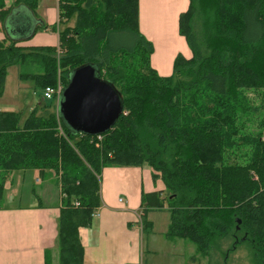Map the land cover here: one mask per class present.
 <instances>
[{
	"label": "trees",
	"instance_id": "obj_1",
	"mask_svg": "<svg viewBox=\"0 0 264 264\" xmlns=\"http://www.w3.org/2000/svg\"><path fill=\"white\" fill-rule=\"evenodd\" d=\"M41 1L0 0L3 23L15 9L36 21L23 39L0 40V96L13 65L21 81L45 90L66 87L75 68L94 63L122 92L124 112L113 129L89 135L60 119L58 101L25 119L0 110V208L14 172L58 174L57 264H88L80 229L102 205L103 169L147 164L166 190L142 195L145 236L148 214L165 210L170 241L189 240L207 257L219 238L235 236L233 249L248 240L264 264V0H190L179 27L193 56L178 54L169 76L152 67L139 0H59L56 25L37 18ZM48 29L58 32L57 46L20 44Z\"/></svg>",
	"mask_w": 264,
	"mask_h": 264
},
{
	"label": "crops",
	"instance_id": "obj_2",
	"mask_svg": "<svg viewBox=\"0 0 264 264\" xmlns=\"http://www.w3.org/2000/svg\"><path fill=\"white\" fill-rule=\"evenodd\" d=\"M189 6L190 0H139V29L154 45L151 64L161 76L173 73L178 54L186 58L193 56L179 27L180 15ZM15 11L32 14L15 9L5 23L0 20V40L6 39L8 34L15 39L25 36L11 32L7 27ZM36 14L43 22L56 25L59 20V0H42ZM20 44L57 46L59 34L49 29L40 30L30 39L21 40ZM102 173L99 215L94 217L91 226L80 229L86 262L166 264L167 255H163L165 259H148L146 253L152 252L148 249L152 237L155 238L156 249L161 246L166 247L161 248V251L167 249L162 237H166L170 217L169 222H163L157 214L169 213L154 210L148 214L153 227L147 236V244L139 222L143 193L166 190L163 179L154 177L152 167L147 164L108 166ZM14 176H17L16 180ZM5 189L3 207L0 208V264H47V261L48 264H57L58 219L63 201L59 175L34 169L16 171ZM159 224H162L161 231H158Z\"/></svg>",
	"mask_w": 264,
	"mask_h": 264
},
{
	"label": "rangeland",
	"instance_id": "obj_3",
	"mask_svg": "<svg viewBox=\"0 0 264 264\" xmlns=\"http://www.w3.org/2000/svg\"><path fill=\"white\" fill-rule=\"evenodd\" d=\"M13 1L14 0H6L8 6L11 5ZM21 12L22 15H20L19 19L17 20L18 22L15 24H9L7 26L11 32L24 34V30L28 29V21L26 19L28 15L24 11ZM73 23L74 21L70 22L71 25H73ZM19 72L20 67L18 65L9 67L5 92L2 96H0V108L4 110L21 111L23 119H25L33 110V108H35L40 103V105H49L51 108L57 107L58 99L56 97L54 100L46 99L45 90H37L34 86V82L32 81H21L19 79ZM59 84L63 86V83H59L58 81L57 86ZM251 96L254 97V94H251ZM253 127L254 126L252 125L251 128ZM102 174L100 178L101 184ZM16 177L14 176V180L17 179ZM12 178L13 175L8 182H10ZM157 215L161 217L163 222H169V214ZM161 228L162 224H159L158 231H161ZM157 237H159V234H157ZM147 238L148 237L145 236L146 244ZM162 239L167 244V249L161 251V248H166L162 246L156 249L157 245H155L153 241L155 238L152 237L148 242V249L152 252H147L146 258L153 259L154 257H158L160 259H165L166 256L163 255H167L168 262L166 264H256L250 241L244 240L238 243L236 248L233 249L235 236L219 238L216 249L212 251L211 256L207 257H204L202 254H200L197 251V246L189 240L179 239L176 241H170L164 235Z\"/></svg>",
	"mask_w": 264,
	"mask_h": 264
},
{
	"label": "water",
	"instance_id": "obj_4",
	"mask_svg": "<svg viewBox=\"0 0 264 264\" xmlns=\"http://www.w3.org/2000/svg\"><path fill=\"white\" fill-rule=\"evenodd\" d=\"M20 15L21 11H15L8 25L18 22ZM27 15L28 29L24 32L36 24L34 16ZM58 107L60 119L72 131L102 135L113 129L123 114L124 98L111 81L101 76L96 64L86 63L71 72L69 84L58 98Z\"/></svg>",
	"mask_w": 264,
	"mask_h": 264
},
{
	"label": "built area",
	"instance_id": "obj_5",
	"mask_svg": "<svg viewBox=\"0 0 264 264\" xmlns=\"http://www.w3.org/2000/svg\"><path fill=\"white\" fill-rule=\"evenodd\" d=\"M64 87L62 85H58V86H48L45 88V98L49 99V100H53L55 97L58 99L60 94L62 93ZM99 215V210H97L94 213V216H98ZM139 219H140V226L142 228V221H141V212L139 214Z\"/></svg>",
	"mask_w": 264,
	"mask_h": 264
}]
</instances>
